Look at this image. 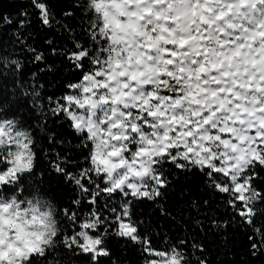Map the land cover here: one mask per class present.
I'll list each match as a JSON object with an SVG mask.
<instances>
[{
    "label": "snow or ice",
    "instance_id": "snow-or-ice-1",
    "mask_svg": "<svg viewBox=\"0 0 264 264\" xmlns=\"http://www.w3.org/2000/svg\"><path fill=\"white\" fill-rule=\"evenodd\" d=\"M30 4L42 25L55 23L67 34L51 54L73 73L61 95L48 97L54 106L38 110L44 120L63 118L78 143L65 146L42 123L44 146L35 130L0 111V193L12 194L11 201L0 195V220L12 205L22 207L40 154L74 196L60 208L24 195L48 210L54 228L33 236L16 220L24 244L0 225L8 237L0 239V264H77V257L101 264L111 256L109 236L139 246L143 264H209L201 234L229 223L252 230L253 256L264 251V224L256 226L264 218V0H75L60 19L48 0ZM28 17L21 11L15 21L6 14L0 21L23 29ZM14 41L36 61L45 59L23 32ZM2 66L22 70L6 56ZM32 95L36 103L40 93ZM189 174L204 178L210 196L187 199L175 214L160 204L169 227H183L174 241L154 247L152 225L135 207L157 204L173 187L183 192ZM212 196L226 197L227 220L218 218Z\"/></svg>",
    "mask_w": 264,
    "mask_h": 264
},
{
    "label": "trees",
    "instance_id": "trees-1",
    "mask_svg": "<svg viewBox=\"0 0 264 264\" xmlns=\"http://www.w3.org/2000/svg\"><path fill=\"white\" fill-rule=\"evenodd\" d=\"M48 3L57 19H60L61 13L69 9L75 0H48ZM21 11L29 13L28 19L31 24L26 28L9 27L0 21V36L6 37L3 45L0 46V56L17 59L22 65V70L19 72L7 66L0 67V111L4 118L18 120L22 129L35 130L38 142L44 146H47L46 139L42 141L39 139L46 135L45 132L40 131L39 125L42 123L46 124L49 132L56 134L57 140H64L65 146L69 141L75 145L78 140L63 118L56 119L48 115L44 120L38 110L41 103L45 109L54 106L48 104V97L52 96L55 99L61 95L64 91V84L72 79L73 73L65 61L59 56L51 54L52 47L65 44L67 34L55 23L52 28L42 25L35 14L37 10L31 6L30 0H0V14L9 15L15 21L17 13ZM77 18H81L79 11ZM18 31L24 33V39L28 46L34 47L36 52L44 54L43 61H36L34 55L28 52L27 48L21 50L20 45L14 41V34ZM47 41L53 43L49 44ZM33 89L40 93L36 103H34L36 98L32 95ZM181 186L184 189L183 192L175 187L170 188L167 197L155 205L145 201L138 203L135 207L136 216L144 220L146 224L152 225L150 233L154 247L165 246L167 243L165 238L174 241L175 234L183 227L178 224L169 227L165 219L160 216V204L175 214L178 206H183L187 199L209 198L210 196L204 178L199 174L182 177ZM36 189L38 191H34ZM33 194L50 200L60 208L67 205L70 198L74 196L71 187L65 185L62 178H57L55 173L48 170V164L43 158V154H40L36 161L35 178L28 179L27 191L21 195V198H24V195L31 198ZM211 198L220 207L218 218L221 221L227 220L231 209L225 210L221 203L226 197L212 196ZM85 210L87 209H82V211ZM262 224H264V218H259L256 226L259 227ZM141 231H144L143 226ZM249 235H253L251 229L239 227L237 224L229 223L226 228L222 229H213L209 225L207 234H201V240L207 249L209 264H264V251L257 252L255 256L252 255ZM106 243L111 256L102 258L101 264H112V261H116L117 264H143L145 257L139 246L115 236H109ZM74 259L77 264H85L81 257Z\"/></svg>",
    "mask_w": 264,
    "mask_h": 264
},
{
    "label": "clouds",
    "instance_id": "clouds-1",
    "mask_svg": "<svg viewBox=\"0 0 264 264\" xmlns=\"http://www.w3.org/2000/svg\"><path fill=\"white\" fill-rule=\"evenodd\" d=\"M0 195H3L5 200L11 201L12 194L0 193ZM21 201L22 207L18 208L16 205H12L3 211L6 219L0 220V225L15 231L14 242L27 244V234L15 223L16 220H19L30 228L34 236L35 233L42 232L45 228L50 233L54 228V219L53 216L47 214L48 210L45 207L36 205L34 201L32 204H29L23 198H21ZM0 239L6 241L8 237L7 235L0 234Z\"/></svg>",
    "mask_w": 264,
    "mask_h": 264
}]
</instances>
